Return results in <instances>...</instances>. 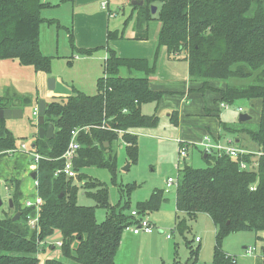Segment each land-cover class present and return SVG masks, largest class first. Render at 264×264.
Returning <instances> with one entry per match:
<instances>
[{
	"label": "trees",
	"instance_id": "obj_1",
	"mask_svg": "<svg viewBox=\"0 0 264 264\" xmlns=\"http://www.w3.org/2000/svg\"><path fill=\"white\" fill-rule=\"evenodd\" d=\"M48 6L40 0H0V59H17L35 71L50 72L51 57L39 48V28L42 23L59 26V22L41 17L40 10ZM151 6L156 7L154 13ZM132 7L136 12L132 22L133 39H148V23L156 20L160 24L157 49L165 46L168 55L182 52L189 78L200 82L198 90L217 92L219 104L260 100L259 119L254 127L219 120L221 132L244 134L254 142L257 147L254 152L260 154L244 159L249 164L253 159L256 166L241 170L237 161L226 155L202 152L207 165L194 168L184 164L175 189V228L182 232L187 228L186 218L207 214L215 229L212 264H233L234 257L222 250L223 239L238 231L264 233V0H143L141 5ZM66 29L72 52L90 56L100 47L105 49L102 74L96 79L94 94L75 90L46 104L43 126L52 123L54 135L40 138L37 133L29 148L40 155L35 177L37 195L42 199L37 211V229H31L27 223V216L35 212L33 207L22 205L19 180L10 179L14 212L0 219V264H39L40 242L55 232L61 238V255L72 264H114L122 232L132 223L126 213L131 209L129 200L118 210L111 207L101 222L95 218L94 207L77 203L79 188L97 187L95 193L89 194L99 205L107 206L105 189L87 179L79 169L87 165L112 169L114 161L109 153L119 137L126 144L129 159L135 161L137 135L134 131L155 127L158 122L156 115L143 114L141 105L158 102L164 94L149 87L156 54L150 62L144 58L121 57L107 44L78 48L70 29ZM106 36L107 40L123 38V34L109 30ZM122 69L128 75H122ZM133 71L142 76L132 75ZM216 83L222 87H216ZM3 98L0 97V106ZM15 99L21 106L31 102L28 96ZM84 126L89 128L79 132L80 148L73 160L77 181H82L77 185L73 178L63 173L54 175V172L63 164L60 157L68 145L71 130ZM116 130L122 133L119 135ZM13 148H16L15 137L5 120L0 119V154ZM189 148L195 145L190 143ZM134 188L133 184L127 185L126 195ZM162 200L163 190H155L134 208L141 215H148L160 208ZM17 211H20L18 219L12 220ZM179 214L184 216L181 218ZM259 239L263 242L264 264V235ZM197 250H191L192 256H196ZM43 264L67 263L46 258ZM173 264L179 262L175 260Z\"/></svg>",
	"mask_w": 264,
	"mask_h": 264
},
{
	"label": "rangeland",
	"instance_id": "obj_2",
	"mask_svg": "<svg viewBox=\"0 0 264 264\" xmlns=\"http://www.w3.org/2000/svg\"><path fill=\"white\" fill-rule=\"evenodd\" d=\"M100 1L98 0L97 3L93 4L95 10L96 8L98 10L101 9L99 6ZM109 1V12L113 16L108 20L107 30L121 33L126 38L125 34L130 32L133 17L136 13L132 7L133 4H131V0ZM104 12L106 13V11ZM57 13L59 16H62L61 14L65 16L64 20L56 19L59 22V26L46 23L49 25L47 26L49 29L54 30L55 37L57 32L59 54L57 56H50L51 66L48 73L54 76L53 78L57 81L54 92L57 94V97L71 94L75 90H80L86 94H94L96 79L102 74L103 53L106 54L105 49L100 46H105L106 44L110 46V40H107L106 36V41L103 45L93 46L100 48L95 50L90 56L84 55L80 51L72 52L69 39L67 37V40H65L63 34L64 31L67 32L66 28L70 29L74 43L77 46L72 27L66 26L68 24L67 11H65V8H61ZM131 15L132 18L129 20ZM157 28L158 22L150 20L148 23V36L150 38L154 35ZM42 33L44 35L45 31L43 30ZM47 33L50 34V30ZM42 42L44 44L43 40ZM66 42L72 57L63 53L62 49L66 45ZM110 47L113 48L112 46ZM161 48L162 46L158 49L155 47L154 49L153 59L156 54V58L154 59L156 66L155 74L158 69ZM43 52H51V49L43 46ZM170 57L166 52L165 61L169 62ZM171 61L178 63L179 67H184V63H186L184 56H180L174 60L171 59ZM2 63L6 64L0 67V73H7L6 75H1L7 77V80H5L6 77H1L3 80L2 86H4L2 95L10 96L15 90L26 92L30 90L29 88H33L30 81H35V70L31 66L21 65L18 61L14 63L5 61ZM121 73L124 76L128 75L125 69H122ZM132 75L142 76V73L133 71ZM192 81L193 85L199 83L197 80ZM178 85H172L171 88H175ZM199 87V85L191 87L185 97H183L182 90H158L164 92L158 102H146L141 105V112L146 115H156L158 122L155 127L140 128L137 130L138 133H135L137 135V156L135 161L129 159L126 144L119 137V139L112 143L109 153L111 160L114 161L112 169L107 166L98 165H87L79 169V172L87 179L99 183L106 191L107 206L99 205L96 199L89 194L95 193L97 187L91 189L79 188L76 193V201L79 205L94 207L95 218L98 222L106 218L111 207L118 210L125 200H129L132 209L138 202L148 199L153 191L163 190V200L160 208L148 214L155 221L157 227L151 233H143L139 236H134L131 231L124 229L121 237L122 244L120 243L118 252H116L114 264H173L175 260L183 263L194 257L193 264H212L215 229L210 217L205 213H199L194 219L186 218L187 228L180 232L175 228L174 198L176 186L172 185L166 188L165 185L168 176L180 179L181 169L186 163L194 168H203L207 165L199 151L193 148H189L188 155L184 160H181L178 155L179 141L188 142L191 140L189 138L202 136L204 129L207 130L209 128L212 130L215 128L217 118L207 113V110L214 109L218 94L212 90L201 92L198 90ZM7 90L8 92H6ZM45 100L50 101L48 98ZM168 102L172 107L170 109L165 108L164 105ZM237 107H241L243 111L238 112L236 110ZM32 111L31 106H24L20 117L5 119L6 126L15 137L16 145H19L21 142L30 145L32 136L37 131V120L32 115ZM259 111V99L239 100L230 105V108L223 114L221 121L237 124L238 113H248L252 116V119L245 125L254 127L257 122L256 119L259 116ZM174 114H176V117ZM139 131H142V133L139 134ZM228 135L239 136L241 141L238 145L248 146L251 149L257 148L254 142L239 133H222L223 137L220 138V141L222 143L225 142V138ZM27 180L30 181V178L27 177ZM131 184L135 185V188L128 196L125 190L126 186ZM34 199L35 197L30 198L31 201H34ZM0 200V219L9 217L12 215L13 210L8 205V193L1 174ZM128 212L129 210H126V213ZM179 215L181 218L184 216V214ZM167 234L170 238L166 237ZM255 234L256 232L254 231H238L230 233L223 239L222 250L234 257L235 261L233 264H255L256 254H259L257 253L259 252L257 247H254L255 250L250 255L241 254L244 250L243 246L249 245L253 247L257 245ZM195 236H198L200 241H195ZM60 240L59 233L55 232L45 239V243H40L39 246L42 250L37 254L40 261L39 264H43L46 258H58L67 264H72L61 255L60 246L52 245L55 241ZM187 242L189 243L187 244ZM258 244L261 245V243ZM49 245L54 248H48ZM196 248H198L197 254L196 256H192L191 250Z\"/></svg>",
	"mask_w": 264,
	"mask_h": 264
},
{
	"label": "crops",
	"instance_id": "obj_3",
	"mask_svg": "<svg viewBox=\"0 0 264 264\" xmlns=\"http://www.w3.org/2000/svg\"><path fill=\"white\" fill-rule=\"evenodd\" d=\"M40 1L42 3H48L50 5V6L40 10L41 17H43L45 19H58V20L61 19V20H64L65 19L64 14H61L62 16H59L57 12L61 8H63V9L65 8V11H67V23H68L66 26L72 27V32L75 36V41H76L77 46L82 47V48H87V47L89 48V47H93L96 45H103L105 43L106 31L108 28V20L111 16H113V14L111 15V13L109 12L110 11L108 8L109 3H110L109 0H101L100 1V3H99V6L101 8L100 10H98L97 8L95 10V8H93V4L97 3L98 0H72V1H68V0H40ZM104 2L106 3V6H105V8L107 7L106 9L102 8V4ZM102 10L106 11V13ZM65 14H66V12H65ZM47 26H49V25H47L46 23L40 24L39 48L44 55H48V56H55L56 55L57 56L59 54L58 53V46H57L58 45L57 32H56V37H55L54 30L49 29V27H47ZM159 28H160V24L158 23V28L154 32V35L151 36V38H150V36H148V39H146V40H135V39H133L134 31L131 27L130 32L128 34H125L126 38L123 37V39L110 40L109 43H110V46H112L116 50L117 54L121 57L145 58L151 62L153 59V55H154V49H155V47H157V33L159 31ZM43 30L45 31L44 35L42 33ZM48 30H50V34L47 33ZM63 34L65 37V40H67L68 32L64 31ZM42 40L44 41V44H43ZM67 42H66V45L63 46L62 50H63V53L72 57L71 51L68 47ZM43 46L51 49V52H48V53L43 52ZM166 52H167L166 47L162 46L157 73L155 74V72H154L152 75L149 76V84H150L149 87L151 86L150 87L151 89L157 90V91L158 90H164V91H181L182 90L183 97H185V95H187V93H189V90L191 89V87H197L198 85L200 86V82L198 81L199 83L193 85V81L188 76L187 60L186 59H185L186 63H184V67H179L178 63H176L175 61H171V59L174 60L175 58L183 56L184 54L182 52L178 53V54L170 55L171 57H170L169 62L165 61ZM65 54H63V55H65ZM106 56H107V54L103 53V60L106 58ZM5 61H9V62L14 63L18 60L17 59H0V67H2L3 65L6 64V63H2ZM2 74L6 75L7 73L6 72L0 73V97H4L3 100L1 101L0 108L19 107L23 110L24 106H26V107L31 106L33 111L34 110L37 111L38 100L41 97L44 100L46 98H48V99H50V101H53V100L58 99L59 97H62V96L57 97V94L54 92V90L56 89V85H57L56 79H55V85H54L53 89H49L47 87L48 77H54V76H51L50 74H47L43 71H35V73H34L35 74V81L34 82L32 80L30 81L31 86L33 87V88H29L30 90H27L26 92L15 90L16 92L14 91L12 94H10V96L9 95L5 96L4 94L2 95L1 93L3 91L4 86H2L3 80L1 79V77H6V76H1ZM5 80H7V77L5 78ZM175 84H179V85L176 86L175 88H171V86L175 85ZM214 85L216 87H222V84H220V83H216ZM184 90H185V92H184ZM6 92H8V90ZM20 93H23V94H20ZM16 96H18V97H27L28 96L31 98V102L28 105L21 106V105H19V102L16 101V99L14 100V98ZM50 101L45 100V103L47 104V102H50ZM164 105H165V108H168V109L172 108L171 105L169 104V102L165 103ZM213 108L214 109H208L207 113L215 116L218 120V124H217V120H216L215 128H213V129L211 128L212 130H210L209 128H207V130L204 129L202 136L189 138L191 140H189L188 142L196 145L198 142H200L203 139V137L205 135H209L212 138H218V139L223 137L222 133H224V132H221L219 120L222 119L223 114L230 107L227 109L221 108L219 102H216ZM33 111H32V115H33ZM239 114L240 113H238V117H239ZM33 116H34L35 120H37V115H33ZM251 119H252V116L249 120H247L245 122H240L238 119V123H245L246 124V123L250 122ZM258 119H259V116L256 119L257 122H258ZM229 123H233V122H229ZM5 125H6V123H5ZM37 129H38V125H37ZM136 132L137 131H134V133H136ZM37 133L38 132L36 131V133L33 134L32 139H31L32 141H31L30 145H26L24 142H21L19 145H16L17 151H15L14 153H7L6 152L4 154H0V174H1V177L3 178V181H4L6 189H7L8 200L11 199L10 195H11V191L13 189V184L10 182V179L19 180V182H20L19 187H20V190H21L22 195H23L22 199H21V203L23 206H24L25 201L30 200V198H32V197L36 198V196H38V195H37L36 187L34 186V179H35L36 175L34 178L31 177L32 172L36 171V166L33 163L31 155L24 152V150H22L20 148V146H21V144H24L25 148H27V149L30 148L32 146L33 140H34ZM140 133H142V131H139V134ZM241 135L243 137H246L244 134H241ZM227 137L233 138L236 145H238V143L241 141L240 137L238 138L236 136V138H235L234 135L233 136L228 135ZM238 146L245 148L247 150L253 151V152L256 151V149H251L248 146H244V145H238ZM193 149L199 151V153L202 155V151L199 147H195ZM27 177L30 178V181L27 180ZM168 177H170V176H168ZM166 188H168V187L166 186ZM174 204H175V198H174ZM12 207H10V208H12ZM13 212H14V210H13ZM147 217L154 224V226L156 228L157 226H156L155 221L152 220L148 215H147ZM151 232H139L137 234H134L132 232V234L134 236H139L140 234H143V233L149 234ZM263 235H264V233L262 231L256 232V234H255L256 242H257V243L255 242V243L257 245H254L253 247H257V249H259V252H257L259 254H256L257 257L255 259V264H263L262 255H261L263 242L259 239L260 237H263ZM145 237H147V236H145ZM166 237L170 238V236L168 234L166 235ZM195 237H198V236H195ZM199 241H200V238H199ZM120 243L122 244V242H120ZM258 243H261V245H259ZM248 246L249 245H247V246L245 245L242 248L245 250ZM244 250L241 252L242 255H245ZM185 263L186 262H183V263L181 262L179 264H185Z\"/></svg>",
	"mask_w": 264,
	"mask_h": 264
},
{
	"label": "built area",
	"instance_id": "obj_4",
	"mask_svg": "<svg viewBox=\"0 0 264 264\" xmlns=\"http://www.w3.org/2000/svg\"><path fill=\"white\" fill-rule=\"evenodd\" d=\"M105 6H106V3L104 2L102 4V8H105ZM220 107L227 109L230 107V105L222 102V103H220ZM236 109L238 112L243 111L241 107H237ZM33 115H37L36 110L33 111ZM101 127H104V126L102 125ZM88 128L89 127L84 126V127H77V128H74L73 130H71V135H70V140L68 142V145L60 157L63 160V164L60 168H58L54 172V175H58V174L63 173L66 177L73 178L76 181V184L82 183V181L81 182L77 181V171L73 167V160L75 159V157L77 155V150L80 148V143L77 140L78 134L81 130H87ZM116 131L119 135L122 133L121 130H116ZM178 144H179V147H178L179 158L181 160H184L188 155L190 143H188V142L184 143L182 141H179ZM195 147H199L201 149V151L204 152L205 154L217 155V156L226 155L229 158L236 160L238 165H239V169H241V170H247L250 168L252 169V168H254V166H256V162L253 161V159H252V163L249 164L244 159L246 156H253L254 157V156H258L260 154V152H253V151L247 150L245 148L239 147L238 145H236L234 139L231 137L225 138V142L222 143L220 141V139H218V138H212L209 135H205L203 137V139L195 145ZM20 148L22 150H24V152L31 155L33 163L36 166V164L40 158V155L31 151L29 148L28 149L25 148L24 144H21ZM15 151H17V148L9 149L5 152L14 153ZM181 160H178V161H181ZM177 181H178V177L172 178L170 176L166 179V186L167 187H170L172 185L176 186ZM37 185H38V182L36 179H34V186L36 187ZM41 204H42V199L39 196H36L34 201L27 200L24 203L25 207H33V209H34L35 214L34 215L29 214L27 216V219H28L27 223L30 226V228L33 230L37 229V220H38L37 211H38V208ZM128 213L131 216L132 223L130 225H128L125 229H128L129 231L133 232L134 234H137L139 232H151L155 228L154 224L149 220L147 215H141L140 213H138V211L135 208L130 209V211ZM194 240L199 241V237H195ZM40 243L41 244L45 243V241L40 242ZM52 245L60 246L61 240L55 241L54 243H52ZM254 250H255L254 247L248 246L244 250V253L246 255H250L253 253Z\"/></svg>",
	"mask_w": 264,
	"mask_h": 264
},
{
	"label": "water",
	"instance_id": "obj_5",
	"mask_svg": "<svg viewBox=\"0 0 264 264\" xmlns=\"http://www.w3.org/2000/svg\"><path fill=\"white\" fill-rule=\"evenodd\" d=\"M143 3V0L136 1L131 0V4L133 5H141ZM156 11L155 6H151V12L154 13ZM55 85V79L53 77H48L47 79V87L49 89H53ZM46 103L44 99H39L37 104V125H38V136L51 138L54 135V127L52 123H49L47 127H44V112H45ZM22 114V109L19 107H13V108H0V119H8V118H17L20 117ZM251 116L248 113H240L239 114V121L245 122L249 120ZM107 145V143H105ZM36 175V171H33L31 174V177L34 178ZM1 204V201H0ZM9 207L13 206L12 200H8ZM20 215V211H17L13 214L11 217L12 220H17ZM194 258H191L189 261H187L185 264H193Z\"/></svg>",
	"mask_w": 264,
	"mask_h": 264
}]
</instances>
